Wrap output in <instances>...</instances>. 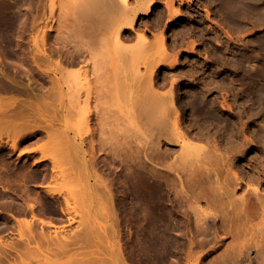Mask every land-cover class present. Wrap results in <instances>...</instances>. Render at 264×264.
<instances>
[{"label": "rangeland", "instance_id": "1", "mask_svg": "<svg viewBox=\"0 0 264 264\" xmlns=\"http://www.w3.org/2000/svg\"><path fill=\"white\" fill-rule=\"evenodd\" d=\"M36 1L4 0L5 3L3 2V4L0 0V6L2 4L5 8L7 6L5 10H8L6 12L10 16L14 15V18L15 16L19 17L17 20H20V22L17 21L16 28L10 26L13 27L10 30H8L9 25L0 24V80L13 84L6 91H2L0 87V121L5 120L10 114L14 115L22 111L29 114V127L19 131L16 137L14 135L8 136V131L4 130L7 128H2L0 125V229L5 227L0 230V236L5 237V239L18 237V227L16 226L15 229L12 225H17L16 223L20 219L33 220L35 216L57 224L55 226L59 228L61 225L60 234L64 237L67 233H69L68 236H71L72 232L74 235L81 229L77 228L78 224L85 223L80 222L81 219L78 223V220H71L72 218L79 219L77 217L82 210L78 211L79 209H77L80 214L76 211V214L79 215L74 217V212L70 215L64 211L67 206L64 207L63 204L64 208L59 207H62V203H65L63 198H69L72 201L74 197L66 196L67 191H64L66 188L57 183L58 178L53 177V160L51 159L53 157L50 150H48L50 147L46 148L49 136L54 135L60 137L59 140L64 142V150L67 151V146L71 147H69L71 151L68 149V153L70 152L69 154L72 156L74 166L70 167L74 169L72 171L79 178V184L77 183L73 189H76L79 185L76 191L80 190L77 191V195L81 194L78 197L79 201L82 200L80 205L83 208L86 206L84 209L81 208L83 209L82 212L86 209L85 215L87 214L88 216H86H90L91 219L85 217V215L82 217L80 215L82 220L83 217L86 220L89 219V222H86L88 223L86 226L89 228H85V232L90 231L89 233H91H87L86 236L89 237L87 241L84 238L81 239V243L88 242L90 239L89 243H83L86 246L90 244L89 250L85 251L87 248L82 246L81 248L84 253H87L85 255H88L89 252L91 257L90 252L94 249L96 252L98 249L101 251L97 252L99 255L94 252V258L87 256L89 259L86 260L81 250V254H78V250V255H72L77 250L74 249L77 248L75 247L76 242L72 248H70L72 241L68 244L66 242L68 248L72 251L68 249L70 252L61 251V253L64 252L62 254H65L66 252L65 256L69 255L71 258L69 256H66L68 259L64 258L61 253L57 256L58 251L55 254L56 256L53 255L55 260L50 257L51 255L44 257L47 258V262L43 258L44 264H72L75 263L76 257L78 259L75 264H80L78 262L80 259H82L81 264H86L87 261L89 264V260H93L91 264L93 262L95 264L96 261L98 264H132L131 262L134 261L137 264H145L146 262L148 264H194L195 260L199 259L198 264H213L215 261L220 263L219 259L224 258L222 264L229 257L232 262L229 259L231 263L226 261L227 264H261V261L264 263V260H262L264 258V0H155L151 14L140 20L138 31L136 29L137 32L135 31L136 33L133 32L134 34L130 35V41L125 42V44L132 45V48L136 49L138 47L135 46L139 44L141 47L143 44L144 49H142V52H145L142 53L140 49L139 54L143 55L138 54L145 59L141 64L147 63L149 60L153 62V59L159 63L155 73V86L158 88L156 90L166 96L172 85L171 90L175 93H173V97H175L174 112H176L172 116L174 117L172 121L177 123L178 134L181 135L179 137L186 143L189 142L186 145L191 144L190 146H193V148L196 146L202 150L196 148L199 149L198 152L195 150L196 154L195 152L193 154L192 151L194 150H192V154L190 153L192 156L184 155L182 151V147L184 148L182 146L183 141L179 137L178 143L171 142V144L167 143L169 145H161L160 152L157 155L158 159L162 157L160 160L154 158V161H151L146 158L148 168H154V170L151 168L152 170L148 173L152 172L153 178L156 177V180H153L152 175H149L151 188L146 191L141 186L144 174L134 176L131 173V181L128 177H126V180L123 176H126L129 172L127 170L124 172V168H122L119 161L113 163L108 152L98 153L93 149L92 145L94 144L92 143L99 138V134L97 132L95 134L85 133L82 123L79 122L81 117L79 112L82 110L78 111V105L72 101L75 99L72 98L71 100L66 95L70 92H64L67 86H65V80L63 81L62 76L66 75V69L71 68L66 63L72 58L68 55H72L71 51L74 49L71 45H62L61 37L60 39L58 37L60 26V29L58 26L56 27V23L47 26L45 19L48 13L46 12L44 17L43 11H38L39 2ZM69 1L72 3L73 0ZM129 2L132 6L135 4V0ZM7 3H11V7ZM76 3L78 4L79 1ZM76 3L73 2V6H77ZM62 4L60 6L63 7ZM32 5L34 6L32 7ZM68 7L71 8L72 6ZM3 9L2 7V11L0 10L1 15H3ZM64 11L66 12V10ZM171 12L176 15L171 14ZM61 13L56 14V18L59 16L62 19L64 12ZM1 15L0 18H2ZM43 23L46 24V27ZM57 24L59 25L58 22ZM7 26L8 28L4 29ZM13 29L14 31H12ZM59 33L62 34L63 32ZM138 33L141 38L144 36L145 42L140 43L139 38H137L138 43L136 42ZM36 38L38 45L35 44ZM114 41L111 39L109 45H107L108 49H111L110 52H114L113 48L117 46H114ZM161 42L164 46L161 45ZM114 43L117 44L116 41ZM32 45L35 47L40 45L39 50L42 49L47 60L49 59L48 61L51 62L46 64V73L48 74L41 72L33 64L34 51ZM130 46L126 47L129 52L132 51ZM69 48L72 49L70 53L68 52ZM7 49L9 50L7 51ZM64 50L68 53L65 52L62 55ZM9 51H12L11 54ZM135 52L137 51L134 50L133 53L135 54ZM162 52L164 53V60L161 59ZM38 54L40 55V53ZM130 55L134 59L135 55H132V53ZM130 55L128 53L126 58ZM127 59L125 60L128 62ZM129 60L131 61V59ZM170 61H172V64H169ZM84 62L81 61L78 66L75 65L73 71L78 69L81 71L83 66L86 67L88 64L85 60ZM56 64H62V68L63 64L66 65L67 68L61 69L65 70L64 75L59 69V72H56ZM124 64L127 68L128 63L126 64L124 61ZM143 65H140V73L144 77L141 79V83L145 81L147 76V64L145 69ZM90 69L92 70V68ZM90 69L87 70V73H92ZM73 73L75 75V72ZM85 73V70L84 75L79 73L80 79L84 78ZM132 76L130 75L129 79ZM140 77L139 74L137 77L138 86L142 85L140 84ZM57 79L61 80V84L57 82ZM133 82L135 84L137 81ZM130 86L126 88V92H123L124 94L127 93L125 95L127 97L136 88L133 86L130 89ZM138 86L136 89H138ZM120 95L122 97V93ZM116 96L114 95L113 98H118ZM121 97H119V100H121L119 104V100L116 101L112 98L113 105L115 104L114 107L110 108L111 103L109 108L107 107V109H112L111 114H113L112 123H109L110 118L106 116L109 131L113 132L119 129L124 135L127 132L131 135L134 128H136L139 132L141 127L135 125L140 119H135L133 115H136L137 111H132L137 109L136 104L134 108L133 103L131 104L132 99L129 100L126 97L121 99ZM127 100L130 102L128 103ZM70 101L73 102L74 106L70 104ZM81 103H83L82 100ZM82 106L83 104H80V107ZM130 110L133 112L132 118ZM93 121L95 124L97 123L95 122L96 117ZM144 122L145 120L143 124ZM111 124H114V127L117 128L112 130ZM143 127L144 125L142 129ZM136 129L133 132L134 134L137 132ZM116 133L114 132V135H121V133ZM135 136L129 137L130 141L132 138L136 141ZM43 149H46L50 155H47L46 150L42 152ZM147 151L150 152L149 149ZM143 152L146 151L143 150ZM44 153H47L46 158L43 156ZM181 155H183L185 161L182 160ZM199 160H202V163L197 168L195 166H198V164L195 162ZM78 165L81 167L80 169ZM200 168L206 170H203V172L202 169L200 171ZM193 170H198L201 174L195 176L194 174L197 172L193 173ZM135 171L137 170L135 169ZM120 177H122L121 180ZM136 178L137 180H135ZM122 179L125 180L122 182ZM136 181H139L137 185H135ZM103 185L105 186L104 190L107 187L112 189L114 200H110L106 190L105 192L103 189L101 190ZM95 187L98 189H95ZM48 189L52 190H50V194ZM147 191L148 194H153L147 200H143V196L145 193L147 194ZM143 192L145 193L143 194ZM76 200L73 205L76 204ZM69 203L72 205V202L69 201ZM55 205L58 209H55L57 208ZM44 206H48V208H44ZM52 208L53 211H50ZM146 212H149V216L151 215L150 219H145V216L148 215ZM70 221L71 224L73 223L72 225H68ZM37 224L36 222L38 228L36 230L40 232L41 225L38 224V226ZM50 227L47 226L45 231H51L53 234L50 233L54 235L55 229H58ZM92 235L93 237H91ZM80 237L82 238L81 235ZM67 238L66 241H68ZM93 241H95V244L91 243ZM133 241L134 243H132ZM238 243H242L243 247L245 244L247 246L249 244V247H244L249 249L240 248L242 246ZM258 243L260 246H258ZM250 244L252 247H250ZM120 246H122V249ZM136 246H139L138 250L135 249ZM236 246L238 249L236 251L240 253L245 251L239 253L240 259L238 255L233 256L235 253L233 248ZM55 250L54 252H56ZM103 251L105 256L102 253ZM131 251L140 252V255L137 253L141 257H138L136 252ZM191 251L195 253H193L194 257L200 256V258L195 259L192 253L190 254ZM188 253L190 259H188ZM236 253L238 254V252ZM100 254L102 255L100 256ZM107 254H109L108 258ZM125 254L126 257H124ZM61 256L67 260L64 261ZM74 256L75 259L73 260ZM57 257L63 261L57 259ZM131 257L135 259L132 261L133 258L131 259ZM48 259L50 260L48 261ZM69 259L72 263H68ZM137 259L142 263H138Z\"/></svg>", "mask_w": 264, "mask_h": 264}, {"label": "bare ground", "instance_id": "2", "mask_svg": "<svg viewBox=\"0 0 264 264\" xmlns=\"http://www.w3.org/2000/svg\"><path fill=\"white\" fill-rule=\"evenodd\" d=\"M29 1H31V0H29ZM38 2H39V6L37 7V9H38V11L39 10H42L43 11V16L45 17V14H46V12L48 13V16H46L47 18L45 19V23L47 24V26L49 25V24H53V23H56V27L58 26V28H59V26H60V31L59 32H63L62 34H60L59 32H58V37H59V39H60V37H61V43L63 42V44L62 45H71V47L74 49L73 51H71V53H72V55H68V56H72V58L70 59V60H68L67 61V63H66V65L68 66V67H73L72 69L71 68H69L68 70L66 69V72H65V70L63 71V70H61V69H65V68H67V67H65L64 66V64H63V68H62V64H59V65H57V70H56V72H59V70L61 71V72H63V74L62 75H64L65 73H66V75H64V76H62V79H63V81H64V83L66 84L65 86H67V88H66V90L64 91V92H67V93H69L70 92V94H66V95H68L69 96V98L72 100V98H74L75 100H72L73 102H75L76 103V105H78L77 106V108H78V111H81V112H79V114L81 115V117H80V119H79V122L80 123H82V125H83V129L85 130V133H91V134H95L96 132L99 134H97L98 135V137H94V138H98L97 140H94L93 141V143L92 144H94V145H92L93 146V149H95L96 150V152H98V153H101V152H103V153H105V152H108L109 154L108 155H111V157L110 158H112V162L113 163H116L117 161H119V163H120V165H122V168H124V172H125V170H127V172H129L126 176H123V178H125L126 179V177H128L129 178V180L132 178L131 177V173H132V175H136V174H141V175H143L144 176V180L142 181L141 180V183L143 182V184L141 185L142 187H143V190H148L149 188H151V180H150V176L149 175H152V179L154 180L155 178H153V174H152V172H150V173H148L149 171H151L152 169L154 170V168H148V163H147V161H146V158H149L151 161H154V158H157V155L159 154V152H160V146L162 145H164V144H167V143H169V144H171V142H177L178 143V141H179V138L181 137V135H180V133L178 134V127H176V125H177V123L176 122H173L172 120V118H174V117H172V116H174V113L176 114V112H174V108H175V103H174V99H175V97H173L174 95H173V91L171 90L172 89V85H171V89H170V92H168V94L165 96L164 94H161L162 92H160L159 90V92L156 90V89H158V88H156V86H155V73H156V69H157V64H159V63H157L156 62V60H154L153 59V62L151 61V60H149V62H147V63H142L141 64V62H143L145 59L144 58H141V56H139V55H143V54H139V50L141 49V52H142V49H144V47H143V44L141 45V47L139 46V44L137 45V46H135V47H138L137 49L136 48H132V45L130 46V45H128V44H125V42L127 41L128 42V40L130 41V35L133 33V32H135L136 31V29L138 28V24H139V22H140V20H142V18L143 17H146V16H148V15H150L151 14V12H152V5L154 4V2H155V0H135V4L132 6L131 4H130V0H77L76 2H78L79 1V3L77 4L76 2H75V0H73V1H71L72 3L74 2V3H76L77 4V6H73L74 4H72V3H70V1L68 2V1H60V0H58L59 1V3H58V1H57V3H56V0H37ZM36 1V2H37ZM4 2V0L2 1L1 0V3H3ZM26 2V1H25ZM37 2V3H38ZM5 3V2H4ZM3 3V4H4ZM61 3H63L62 5H63V7L64 6H66L65 8H63L62 6H60L61 5ZM66 3H68V4H71V5H66ZM133 3H134V1H133ZM1 5L4 9H3V12H2V14L3 15H1L2 16V18H0V24H4V25H9V28H8V26L7 27H4V29H7L8 28V30H10V26H15L14 28H16V25H17V21H19L20 22V20H17V18H19V17H16L15 16V18L13 17V16H10L9 15V13L8 12H6L7 10H5L6 8H7V6H6V8L4 7V5ZM8 4V3H7ZM11 3H9L8 4V6H10L11 7V5H10ZM56 4H59V5H56ZM0 6V10L2 9V7ZM34 5H32V7H33ZM37 6V5H36ZM68 6H72L71 8H69ZM171 6V5H170ZM57 7H58V11H57ZM62 8V10H60L61 8ZM74 7V9H72ZM76 7V8H75ZM69 9V10H68ZM71 9V10H70ZM9 10H11L10 8H9ZM35 10V9H34ZM64 10H66V12L64 11ZM2 11V10H1ZM16 11V10H15ZM61 11H62V13L64 12V14H62L61 13ZM11 13V12H10ZM16 13V12H15ZM62 14V15H60V16H62L63 18L62 19H60L61 17H57L56 18V14L58 15V14ZM177 13V12H176ZM14 14V13H13ZM39 14H40V12H39ZM171 14H175V13H173V12H171ZM12 15V14H11ZM176 15V14H175ZM38 16V15H37ZM43 17V18H44ZM60 19V20H59ZM1 20H2V22H1ZM57 20H59V21H57ZM57 22L59 23V25L57 24ZM45 23H43V24H45ZM46 24H45V27H46ZM35 25H36V23H35ZM1 26H3V25H1ZM12 27V28H13ZM11 28V29H12ZM35 28V27H34ZM51 28V27H50ZM58 29V30H59ZM1 30H3V29H1ZM50 30V29H49ZM65 30V31H64ZM12 31H14V29L12 30ZM137 31H138V29H137ZM136 31V32H137ZM135 32V33H136ZM49 34V33H48ZM134 34V33H133ZM50 35V34H49ZM59 35H61V36H59ZM63 35V36H62ZM137 35V34H136ZM47 36V35H46ZM133 36V35H132ZM135 36V35H134ZM139 33H138V35H137V37H136V39L137 38H139V40H140V43H143V42H145L144 40H145V38H143L144 36H142V38H141V35L139 36ZM10 37V36H9ZM5 39V38H4ZM11 39V38H10ZM9 39V40H10ZM58 39V38H57ZM57 39H55V40H57ZM111 39H113V40H115L116 41V43L117 44H115L114 42H113V44H114V46H116V48L118 49L117 51L115 50L116 48L114 47L113 49H114V52H110V50L108 49V46L107 45H109V41L111 40ZM132 39H133V37H132ZM7 40V39H6ZM33 40H34V38H33ZM32 40V41H33ZM138 39H137V43H138V41H139ZM37 38H36V40H35V44H37L38 45V43H37ZM60 41H58V42H60ZM162 41V40H161ZM3 42H4V40H3ZM126 42V43H127ZM130 43V42H129ZM12 44H14V43H12ZM31 44H32V42H31ZM113 44H112V47H113ZM123 45H127V46H123ZM144 45H146V44H144ZM161 45L162 46H164L163 45V42H161ZM40 46V45H39ZM39 46H37V47H35V46H33L32 45V47H33V51H34V53H33V58H32V61H33V64H35L36 65V67L41 71V72H44V73H46V71H47V65L46 64H50L51 62L50 61H48L47 60V57H45V52H43L42 51V49L41 50H39L40 49V47ZM128 46H130V49L132 48V51L130 50V52H129V50H127L126 49V47H128ZM60 47H62V46H60ZM59 47V48H60ZM67 47V46H66ZM111 47V46H110ZM109 47V48H110ZM140 47V48H139ZM7 48V47H6ZM68 48V47H67ZM13 49V48H12ZM63 49V48H62ZM62 49H60V50H62ZM65 49V48H64ZM136 50L137 52H135V54L133 53V51L134 50ZM9 49H7V51H8ZM66 50H68V49H66ZM66 50H64V52L62 51V55H63V53L65 54V52H67ZM70 50H72V49H70L69 48V53H70ZM13 51V50H12ZM12 51H9V53L11 54V52ZM57 51V50H56ZM67 52V53H68ZM143 52H145V51H143ZM142 52V53H143ZM38 53H40V55L38 54ZM128 53H129V55H130V53H132V55H135L134 56V59H133V57L131 56H129V57H127L126 58V55H128ZM139 54V55H138ZM145 55V54H144ZM161 55V54H160ZM137 56V57H136ZM140 58H139V57ZM158 56V55H157ZM156 56V57H157ZM64 57V56H63ZM145 57V56H144ZM155 57V58H156ZM158 57H160V56H158ZM166 57H169V56H166ZM65 58H67V57H65ZM69 58V57H68ZM161 58V57H160ZM164 58V53L162 52V58L161 59H163ZM125 59H127L128 60V62L125 60ZM129 59H131V61L129 60ZM144 59V60H143ZM65 60V59H64ZM84 60L86 61V63L88 64L87 66L89 67L88 69H90V68H92V70L90 69V72H92V73H87V66L86 67H84L85 66V62H84ZM164 60V59H163ZM84 62V66H83V71H82V69H81V71L83 72H81V71H79V69L78 70H75V71H73L75 68H74V66L76 65V66H78L79 64H80V62ZM124 61H125V63L127 64L128 63V66L126 65V67L128 68H125V64H124ZM65 62V61H64ZM133 62V63H132ZM79 63V64H78ZM129 64H130V66H129ZM134 64V65H133ZM144 64V65H143ZM147 64V65H146ZM169 64H172V61H170V63ZM132 65V66H131ZM140 65L142 66L143 65V67H144V69H145V65H146V71H147V76H146V79H145V83L143 84V83H141V79L142 78H144V77H142V74L140 73ZM52 66V65H51ZM58 66H59V68H58ZM60 66H61V68H60ZM81 66V65H80ZM80 66H79V68H80ZM46 67V68H45ZM50 67V66H49ZM55 67V66H54ZM132 68H133V71H132ZM51 69V68H50ZM59 69V70H58ZM87 69V70H86ZM126 69H127V72H128V70H129V72H128V75H127V72H126ZM143 69V68H142ZM49 70V69H48ZM72 70V71H71ZM84 70L86 71V73H85V76H84V78L82 77V79H80L81 78V76L79 75V73H81V74H83L84 75ZM70 71V72H69ZM136 71V72H135ZM49 72V71H48ZM65 72V73H64ZM73 72H75V75H73L74 73ZM6 73V72H5ZM132 73H133V76H132ZM42 74V73H41ZM46 74H48V73H46ZM69 76H68V75ZM139 74H140V84H142V85H140V86H138V84H139V82H138V80H137V77L139 76ZM73 75V76H72ZM130 75L132 76L131 77V79H129L130 78ZM135 75H138V76H135ZM74 77H75V79H74ZM136 77V78H135ZM2 78V77H1ZM77 78V79H76ZM132 78H134L133 80H132ZM52 79H53V77H52ZM51 79V80H52ZM69 79V80H68ZM139 79V78H138ZM50 80V81H51ZM73 80V81H72ZM128 80H130V81H132V83H130V81H128ZM144 80V79H143ZM8 81V80H7ZM54 81V80H53ZM77 81V82H76ZM133 81H137L135 84L138 86V89H136L137 88V86L134 84V82ZM57 82L58 83H60L61 84V80H59V79H57ZM73 84V86H72V84ZM51 84H52V81L50 82ZM130 85H132V86H130ZM54 84H55V82H54ZM54 84H53V86H54ZM63 84V83H62ZM173 84V83H172ZM0 87L2 88V91H6V90H8V89H10V87L13 85H11L10 84V82L9 83H6L4 80L2 81V80H0ZM135 85V86H134ZM72 86V87H71ZM128 86H130V89H132L133 88V86H134V88L135 89H133V90H135V91H133V90H131V91H133V92H131L132 94V96L130 95V96H125L126 94H124L123 92H126V88L128 87ZM142 86H144V87H142ZM60 87H61V85H60ZM132 87V88H131ZM1 88H0V91H1ZM68 88H69V90H68ZM71 88V89H70ZM125 89V90H124ZM174 89V88H173ZM124 90V91H123ZM137 90V91H136ZM127 92H129L130 93V91H128L127 90ZM135 92V93H134ZM122 93V97H121V94ZM128 93V94H129ZM116 94H117V96H118V98H113V96L115 95L116 96ZM175 94V93H174ZM120 95V96H119ZM124 95V96H123ZM83 96V97H82ZM116 96V97H117ZM119 97H121V99L122 98H125L126 97V99L128 98L129 100L130 99H132V102H131V104L133 103V107H134V105L136 104V107H137V109H135V110H132V111H137V114L136 115H133V112H131V110H130V115H131V118H132V115L133 116H135V119H140L139 121H138V125L136 124L135 126H137V127H141L140 129H139V132H138V130L136 129V128H134V130H133V132H135V129H136V134H134L133 132L131 133V135L127 132L125 135H124V133L120 130L119 131V129H117V131H109V129H108V125H109V123H112V121H111V118H112V116H113V114H111L112 112V109H107V107L109 108V105H110V103L112 104V105H110V108L113 106L114 107V105H113V103H114V101H113V99L114 100H116V101H118L120 98ZM129 97H132V98H129ZM81 98H83V99H81ZM110 98V99H109ZM113 98V99H112ZM69 99V100H70ZM112 99V101H110L109 102V100H111ZM126 99H124V100H126ZM81 100H82V102L83 103H81ZM72 101H70V104L71 105H73V102ZM116 101H115V103H116ZM121 100H119L118 101V104H119V102H120ZM123 102V101H122ZM127 102H128V100H127ZM130 102V101H129ZM128 102V103H129ZM82 105L83 104V106L82 107H80V104ZM109 103V104H108ZM198 103V102H197ZM74 106V105H73ZM133 107H131L130 106V108H133ZM197 107V106H196ZM199 107V106H198ZM76 108V109H77ZM135 108V107H134ZM133 108V109H134ZM200 108V107H199ZM198 110V109H197ZM200 110H202V109H200ZM22 111V110H21ZM176 111V110H175ZM204 111V110H203ZM110 112V113H109ZM206 112V111H205ZM204 112V113H205ZM77 113V112H76ZM107 113H109V114H107ZM136 113V112H135ZM202 113V112H201ZM11 115V114H10ZM8 116L5 120L4 119H2L1 121H0V125L2 126V128H7V129H4V130H7L8 131V133H7V135L8 136H11V135H14V137H16V134L19 132V131H21L22 129H24L25 127H29V120H28V118H29V114H27V113H25L24 111H22V112H19V113H17V114H14V115H11V116ZM78 115V114H77ZM110 115V116H109ZM137 115H138V117H137ZM205 115V114H204ZM109 117L110 118V121H109V123H108V121H107V117ZM96 117V121L95 122H97L96 124L94 123V121H93V119ZM108 118V119H109ZM134 118V117H133ZM142 118H144L143 120H142ZM145 120V122H144V124H143V121ZM28 121V122H27ZM142 123H141V122ZM67 123V122H66ZM66 123H65V126H66ZM107 123H108V125H107ZM141 124V125H140ZM112 125V124H111ZM144 125V127H143V129H142V126ZM68 126V125H67ZM96 128H95V127ZM65 128V127H64ZM109 128H111L110 126H109ZM113 128H117L116 126L114 127V124L112 125V130H113ZM175 128H176V130H175ZM142 129V130H141ZM66 130V129H65ZM69 131V130H68ZM72 131V130H71ZM74 131V130H73ZM143 131H145V132H143ZM176 131H177V133H176ZM65 132V131H64ZM114 132L116 133V132H118V133H121V135L119 136V135H114ZM146 133V134H145ZM80 134V133H79ZM117 134V133H116ZM129 135V136H128ZM136 135V136H135ZM144 135H146L145 137H144ZM79 136V135H78ZM126 136H128V137H126ZM133 137V136H135L136 138H135V140L136 141H134V139H133V141H132V139H131V141H130V138L131 137ZM180 136V137H179ZM130 137V138H129ZM179 137V138H178ZM64 138V137H63ZM66 138H69V137H66ZM70 138H72V137H70ZM93 138V137H92ZM59 139H61L60 137H56V136H54V135H50L49 136V139H48V146H47V148L46 149H48L49 147H50V149H48V150H50V152H51V155H52V157L53 158H49L51 161H52V165H53V177H55V179H57L58 178V180H56L57 181V183H59V184H61V186H63V187H65L66 189L64 190V191H67V194H65L64 192H62V193H64L66 196H68V197H70V196H72V198L74 197V200H69V198H63L64 200H65V203H62V207L61 206H59L60 208H64L65 206H67V207H65V208H67V209H65L64 208V211L65 212H68V214H72V212H74V217H75V215H79L80 213L78 212V211H80V210H82L83 211V209L86 207V206H84V208L80 205V201H82V200H80L79 201V195L81 196V194H79V195H77L78 193H77V191H80V190H77L76 191V189L78 188V186H77V188L76 189H73V187H76L75 185L78 183V179L79 178H77V176L75 175V173H74V171H72V169L73 168H71L70 166H74L73 165V161H72V156L68 153V149H69V147L70 146H67V151L66 150H64V142H61ZM165 139V141H163ZM181 139V141H183V139L182 138H180ZM63 140H65V139H63ZM143 140V141H142ZM184 140H185V138H184ZM187 140V139H186ZM69 141V140H68ZM68 141H65V142H68ZM75 142V141H74ZM78 143V142H77ZM140 143V144H139ZM183 143V145L182 146H184V148L182 147V151H183V153H184V155H189V156H192L191 154L193 153L194 154V152H195V150H197V152L199 151V149H200V147H196V146H194V148H193V146H190L191 144H189V145H186V144H188V143H186V141H183L182 142ZM181 142H180V144H182ZM69 144V143H68ZM169 144H167V145H169ZM185 144V145H184ZM81 145V144H80ZM171 146V145H170ZM136 147V148H135ZM65 148H66V146H65ZM71 148V147H70ZM77 148V147H76ZM81 148V147H80ZM196 148H199V149H196ZM46 149H43V151L42 152H45L44 150H46ZM79 149V148H78ZM77 149V150H78ZM150 150V152L148 153V151L147 150ZM70 150V149H69ZM73 150V149H72ZM80 150V149H79ZM146 151V152H143L142 153V151ZM192 150H194V151H192ZM71 151V150H70ZM100 151V152H99ZM191 151H192V153H191ZM200 151H202L201 149H200ZM46 152H47V150H46ZM57 152V153H56ZM82 152V151H81ZM197 152H195V154L197 153ZM48 153V154H47ZM47 153H44L45 155H43V156H45V158L47 157V155H50L49 154V152H47ZM56 153V154H55ZM87 153V152H86ZM187 153V154H186ZM191 153V154H190ZM200 153V152H199ZM43 154V153H42ZM47 154V155H46ZM73 154V153H72ZM74 155H76V154H74ZM83 156V155H82ZM182 156V160L183 161H185L184 159H183V155H181ZM76 157H78L77 155H76ZM161 157V156H160ZM162 158V157H161ZM160 158V159H161ZM80 159V158H79ZM78 159V160H79ZM160 159H158L157 158V160H160ZM82 160V159H81ZM87 161H88V159H87ZM86 161V162H87ZM201 161V162H200ZM73 162V163H72ZM79 162V161H78ZM77 162V163H78ZM81 163V162H80ZM195 163H197L198 164V166L196 165L195 167H199V166H201V163H202V160H199L198 162H195ZM72 164V165H71ZM86 164H88V163H86ZM184 164H185V162H184ZM200 164V165H199ZM80 165V164H79ZM78 165V166H79ZM68 166V167H67ZM76 166V165H75ZM88 166H89V164H88ZM134 166V167H133ZM185 166V165H184ZM136 167V168H135ZM75 168V167H74ZM81 167L79 166V169H80ZM196 168V169H197ZM202 168H203V165H202ZM202 168H200V171H201V169ZM78 169V168H77ZM78 169V170H79ZM135 169L137 170V171H135ZM148 169V170H147ZM156 169V168H155ZM193 169V168H192ZM192 169L190 170V172L192 171ZM74 170V169H73ZM77 170V171H78ZM195 170V169H194ZM193 170V173L194 172H197L196 174H194L195 176H197V175H199V174H201V172L199 173V169L197 170V171H194ZM203 170H206V169H202V171ZM157 171V170H156ZM123 172V173H124ZM153 172H155V171H153ZM204 172V171H203ZM76 173H78V172H76ZM193 173H191L192 175H193ZM154 174H156V173H154ZM158 174V173H157ZM156 174V175H157ZM205 174V173H204ZM122 176V175H121ZM89 177H91V176H89ZM97 177V176H96ZM95 177V178H96ZM121 178L122 177H120V180H121ZM81 179V178H80ZM91 179V178H90ZM102 179H104V178H102ZM125 179H122V182H123V180H125ZM134 179V178H133ZM133 179H132V181H133ZM127 180V179H126ZM128 180V181H129ZM135 180H137V178L135 179ZM150 180V181H149ZM156 180V179H155ZM127 181V182H128ZM131 181V180H130ZM103 182V181H102ZM137 183H139V181L137 182H135V185H137ZM58 184V185H59ZM79 184V183H78ZM106 184V183H105ZM107 185V184H106ZM134 185V186H135ZM97 186V185H96ZM102 187V186H101ZM100 187V188H101ZM104 185H103V188H101V190L103 189V191L105 192V190H106V192H107V194H108V196L110 197V200H114L113 199V195H114V193H112V189H110V188H106L105 190H104ZM97 187H95V189H96ZM47 189V188H46ZM93 189H94V187H93ZM98 189V188H97ZM140 189V188H139ZM142 189V188H141ZM49 190V189H48ZM47 190V191H48ZM51 190V189H50ZM50 190H49V194L51 193L50 192ZM155 190V189H154ZM52 191V190H51ZM54 191H56V190H54ZM157 191V190H156ZM75 192H76V194H75ZM61 192H60V190H59V194H60ZM81 193V192H80ZM142 193V192H141ZM145 192H143V194H144ZM69 194V195H68ZM106 194V193H105ZM106 194V195H107ZM153 193H151V194H148V191H147V194L145 193L144 194V196H143V200H147V198L150 196V195H152ZM141 195V194H140ZM62 197H63V194L61 195ZM76 196V197H75ZM107 196V197H108ZM72 198H70V199H72ZM78 198V199H77ZM81 198V197H80ZM77 199V200H76ZM70 202H72V205L69 203V201ZM76 200V204H74L73 205V203H74V201ZM77 202H79V204H77ZM112 202H114V201H112ZM112 202H111V204H112ZM60 203V204H61ZM85 203V202H84ZM154 203H156V202H154ZM63 204H64V207H63ZM82 204V203H81ZM114 204V203H113ZM78 205H80V206H78ZM85 205V204H84ZM49 206V205H48ZM48 206H44V208L45 207H47L48 208ZM54 206V205H53ZM52 206V207H53ZM56 206V205H55ZM57 207V206H56ZM78 207H80V208H78ZM91 207V206H90ZM152 207H153V205H152ZM41 208V207H40ZM43 207H42V209H44ZM46 208V209H47ZM51 208V207H50ZM53 208H55V207H53ZM53 208H52V210H50V211H53ZM81 208H83V209H81ZM149 208V207H148ZM154 208V207H153ZM155 208H157V207H155ZM31 209H32V206H31ZM41 209V210H42ZM45 209V210H46ZM55 209H58V207L57 208H55ZM54 209V210H55ZM77 209H79L78 211H77ZM150 209V208H149ZM28 210V209H27ZM33 210V209H32ZM60 210H62V209H60ZM155 210V209H154ZM64 211H61L62 213L64 212ZM76 211L79 213H77L76 214ZM82 211H80L81 212V217L83 216V215H85V211H86V209L84 210V212H82ZM146 211V210H145ZM24 213L26 212V210L25 211H23ZM56 212V211H55ZM64 212V214H66ZM43 213V212H42ZM148 213V215L147 216H149V212H146V214ZM34 214V213H33ZM145 214V215H146ZM80 215L77 217V218H79V219H75V218H72L71 220H78L77 221V223L79 222V220L81 219L82 220V218L80 217ZM87 215V214H86ZM85 215V217H87ZM34 216H35V214H34ZM33 216V217H34ZM147 216H145L144 218L145 219H150V217H151V215L149 216V217H147ZM70 217H72V216H70ZM69 217V218H70ZM90 217V216H89ZM89 217H87V218H89ZM85 218L83 217V220L81 221L80 220V222H85V223H83V224H78V226H77V228L78 229H80L79 231H77L76 233H75V231H74V235H73V232H72V235L71 236H68L69 235V233H67V235L65 236L66 238H67V240L68 241H66V238L64 237V236H62L60 233V229L62 228L61 227V225H60V228L59 227H57V226H55V225H57V224H54V223H52V222H48V220L47 221H45V220H42L41 218L39 219V218H36V216H35V218H33V220H22V219H20L16 224L17 225H12V227H15V229H16V226L18 227V230H17V232H18V237L17 238H15V237H12L11 239L9 238V239H5V237H3V236H0V264H40V263H43V260L45 259L44 257H46V256H50L52 259H53V255H55V254H57L58 253V251H59V253L57 254V256H59L60 255V253H61V251H66L67 253L68 252H70L69 250H71L70 248H72V247H74L73 245H75V242L78 244V243H80L79 245H75V247H77V248H74V249H77L76 251H75V253L74 254H72V252H71V254L72 255H78V254H81V253H84V250L81 248V246L82 247H85V248H87L85 251H87V250H89L88 248H89V246H90V244H87V245H89V246H86V244L84 245L83 243L85 242V241H87L88 240V238L89 237H87L86 235H87V233L88 234H91V233H89L90 231H86L85 232V228H89L88 226H86V224H88V223H86L88 220H84ZM18 220V219H17ZM35 220H37V221H35ZM91 220V219H90ZM117 220V219H116ZM16 221V220H15ZM69 221V220H68ZM147 221H149V220H147ZM36 222L38 223V224H40L41 225V231L39 232V231H37L36 230V228H37V226H36ZM89 222V221H88ZM92 223V222H91ZM116 223H117V221H116ZM130 223V222H129ZM37 224V225H38ZM69 224H71V221H70V223L68 222V225ZM73 224V223H72ZM71 224V225H72ZM95 224V223H94ZM131 224H133L132 222H131ZM70 225V226H71ZM92 225H93V223H92ZM91 225V226H92ZM39 226V225H38ZM47 226H51V227H55V228H57L58 230H56L55 229V231H54V235H52L53 234V232H47V231H45L46 229L45 228H47ZM63 226V225H62ZM82 226H84V227H82ZM50 227V228H51ZM118 227V226H117ZM133 227V226H132ZM3 228H5V227H3ZM2 228V229H3ZM63 228H64V226H63ZM65 228H66V226H65ZM82 228H83V230H82ZM93 228V227H92ZM2 229H0V230H2ZM13 229V228H12ZM38 229V228H37ZM96 229V228H95ZM115 229V228H114ZM119 229V228H118ZM130 229V228H129ZM11 230V229H10ZM62 230V229H61ZM91 230V229H90ZM108 230V229H107ZM131 230H133V229H131ZM13 231H14V229H13ZM49 231V230H48ZM119 231V230H118ZM16 232V231H15ZM64 232H65V230H64ZM80 232H81V234H80ZM63 233V232H62ZM86 233V234H85ZM94 234H95V232H93ZM71 234V233H70ZM76 234H78V235H76ZM60 235H61V239H60ZM64 235V234H63ZM76 235V236H75ZM80 235L82 236V238L80 237ZM83 235H84V237H83ZM118 235V234H117ZM120 235V234H119ZM79 236V237H78ZM95 236V235H94ZM107 236V235H106ZM109 236V235H108ZM63 237V238H62ZM70 237V238H69ZM78 237V238H77ZM86 237V238H85ZM91 237H93V235L91 236ZM90 237V238H91ZM98 237V236H97ZM103 237H105V236H103ZM117 237V236H116ZM84 238V242L83 243H81V239H83ZM120 238V237H119ZM65 239V240H64ZM70 239V240H69ZM73 239V240H72ZM77 239V240H76ZM80 239V240H79ZM92 239V238H91ZM94 239H95V237H94ZM117 239V238H116ZM130 239V238H129ZM133 239V238H132ZM135 239V238H134ZM76 240V241H75ZM93 240V239H92ZM99 240V239H98ZM118 240V239H117ZM138 241L140 240V238L139 239H137ZM72 241V242H71ZM97 241V240H96ZM100 241V240H99ZM66 242H67V244L68 243H70L71 242V247L70 248H68V245L66 244ZM90 242V239H89V241L88 242H85V243H89ZM95 241H93V242H91V243H94ZM104 243H106V242H104ZM112 243V242H111ZM119 243H121L120 241H119ZM132 243H134V241L132 242ZM137 243V242H136ZM135 243V244H136ZM139 243V242H138ZM95 244V243H94ZM99 244V243H98ZM131 244V243H130ZM239 245H241L242 243H238ZM52 245H54L53 247H52ZM66 245H67V247H66ZM84 245V246H83ZM108 245V244H107ZM118 243H117V248H118ZM133 245V244H132ZM137 245V244H136ZM239 245H237V246H239ZM251 245V244H250ZM81 248H79V247ZM93 246H95V245H93ZM106 246V245H105ZM129 246V245H128ZM237 246L236 247H234V248H236V249H234L233 248V250H235V253L233 254V256L234 255H238V258L240 259V254L241 253H243V252H245V251H243V249H241V251H243V252H239V251H236V250H238L237 249ZM242 246V245H241ZM245 246H247V244H245L244 245V247ZM258 246H260L259 245V243H258ZM53 249H52V248ZM96 247V246H95ZM101 247V246H100ZM121 247V249H122V246H120ZM137 247V248H136ZM135 247V249H137L138 250V248H139V246H136ZM243 246L242 247H240V248H244ZM247 247H249V244H248V246ZM244 248V250L245 249H249V248ZM250 247H252V245L250 246ZM67 248V249H66ZM97 248V247H96ZM239 248V247H238ZM239 248V249H240ZM56 249V250H55ZM69 249V250H68ZM73 249V250H74ZM119 249V248H118ZM134 249V250H135ZM191 249V248H190ZM54 250L56 251V252H54ZM79 250V253L77 252ZM82 252H81V251ZM95 250V249H94ZM91 251L90 252V255H92V257L94 258V254L96 253L97 254V252H100L101 250L100 249H98V251L96 252V250L95 251ZM103 250V249H102ZM264 250V249H263ZM263 250H262V252H263ZM72 251V250H71ZM115 251V250H114ZM140 251V250H139ZM65 252V254H67ZM81 252V253H80ZM93 252V253H92ZM95 252V253H94ZM106 252V251H105ZM121 252V251H120ZM120 252H119V255H120ZM124 252V251H123ZM131 252H133V251H131ZM136 251H134L133 253H135ZM138 252V251H137ZM136 252V253H137ZM234 252V251H233ZM236 252H238V254L236 253ZM62 253H64V252H62ZM61 253V255L63 256L64 255V258L66 257V256H69V255H66L65 256V254H62ZM78 253V254H77ZM92 253V254H91ZM103 253V255H104V251L102 252ZM125 253V252H124ZM127 253H128V251H127ZM130 253V252H129ZM139 253V255H140V252H138ZM138 253L136 254V255H138ZM192 253V256L194 257V255H193V251H191L190 252V254ZM240 253V254H239ZM85 254H87V253H84V255ZM189 254V253H188ZM190 254H189V258L188 259H190ZM195 254V253H194ZM198 254V253H197ZM196 254V255H197ZM224 254V253H223ZM227 254H228V252H227ZM226 254V255H227ZM71 255V256H72ZM97 255H99V254H97ZM102 254H100V256H101ZM109 254H107V258L109 257L108 256ZM138 255V257H141V256H139ZM225 255V254H224ZM224 255H223V257H224ZM56 256V255H55ZM61 256V257H62ZM75 256H74V258H73V260L75 259ZM82 256V255H81ZM91 257V256H89V252H88V255H85V259L87 260V259H89L88 257ZM105 256V255H104ZM113 256H114V254H113ZM124 256V255H123ZM127 255L125 254V256L124 257H126ZM191 256V257H192ZM228 256V255H227ZM244 256V255H243ZM49 257V258H50ZM60 257V258H61ZM70 257V256H69ZM73 257V256H72ZM91 257V258H92ZM97 257V256H96ZM103 257V256H102ZM101 257V258H102ZM115 257V256H114ZM236 258H237V256H235ZM44 258V259H43ZM55 258V257H54ZM63 258V257H62ZM63 258V259H64ZM67 259H68V257H66ZM71 258V257H70ZM90 258V259H91ZM98 258H99V256H98ZM100 258V259H101ZM111 258V257H110ZM133 257H131V259H132ZM195 259H197V258H200V256L199 257H194ZM193 258V259H194ZM225 258H227L226 256H225ZM237 258V260H239ZM47 259V258H46ZM45 259V260H46ZM57 259H59L58 257H57ZM56 259V260H57ZM67 259H64V261H66ZM78 259V257H76V260ZM79 259H80V257H79ZM116 259V258H115ZM114 259V260H115ZM135 258H133L132 259V261L134 260ZM140 259H142V258H140ZM221 259V258H220ZM219 259V261H221V262H223V260H224V258H222V260H220ZM230 257L228 258V259H225V261H224V263H222V264H227V262L226 261H229L230 262ZM50 259H48V261H49ZM53 260H55V259H53ZM59 260H62V259H59ZM76 260H75V263H76ZM82 259H80L78 262L81 264V261ZM96 260H98V259H96ZM105 260V259H104ZM107 260V259H106ZM121 260V259H120ZM143 260V259H142ZM187 260V259H186ZM200 260V259H199ZM199 260H195L196 262L194 263V264H198V261ZM202 260V259H201ZM217 260V259H216ZM262 260H264V258L262 259ZM42 261V262H41ZM63 261V260H62ZM92 261L93 260H89V264H91L92 263ZM116 261V260H115ZM128 261H131V260H128ZM137 261H138V259H137ZM192 261V260H191ZM46 262H47V260H46ZM55 262V261H54ZM72 263L71 262V259H69V261H68V263ZM83 262V261H82ZM127 262V261H126ZM136 261H134V262H131L132 264H134ZM144 262V261H143ZM146 262V261H145ZM201 262V261H200ZM221 262L220 263H218L217 261H215L214 263L215 264H221ZM226 262V263H225ZM231 262H232V260H231ZM230 262V263H231ZM57 263V262H56ZM74 263V262H73ZM72 263V264H73ZM74 263V264H75ZM86 264H88V261L87 262H85ZM138 263H142V262H139L138 261ZM147 263V262H146ZM145 263V264H146ZM213 263V264H214ZM230 263H228V264H230ZM261 264H264V263H262V261L260 262ZM44 264V263H43ZM64 264H66V263H64ZM84 264V263H83ZM93 264H94V262H93ZM95 264H98L97 263V261L95 262ZM100 264V263H99ZM123 264V263H122ZM128 264V263H127ZM135 264H137V263H135ZM144 264V263H143ZM148 264V263H147ZM201 264V263H200ZM211 264V263H210ZM233 264V263H232ZM237 264V263H236Z\"/></svg>", "mask_w": 264, "mask_h": 264}, {"label": "flooded vegetation", "instance_id": "3", "mask_svg": "<svg viewBox=\"0 0 264 264\" xmlns=\"http://www.w3.org/2000/svg\"><path fill=\"white\" fill-rule=\"evenodd\" d=\"M9 238L11 239L12 237H9ZM9 238H8V239H9ZM15 238H17V237H15Z\"/></svg>", "mask_w": 264, "mask_h": 264}]
</instances>
